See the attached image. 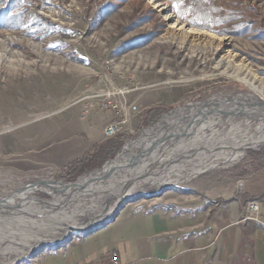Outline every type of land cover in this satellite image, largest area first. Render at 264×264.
Listing matches in <instances>:
<instances>
[{
  "label": "rangeland",
  "instance_id": "rangeland-1",
  "mask_svg": "<svg viewBox=\"0 0 264 264\" xmlns=\"http://www.w3.org/2000/svg\"><path fill=\"white\" fill-rule=\"evenodd\" d=\"M176 19L179 26H172ZM241 97L250 99H234ZM207 100L215 101V109L230 113L216 114L219 122L215 126L202 122L196 125L204 116L198 112L202 107L199 105ZM115 104L118 107L114 108ZM157 107L159 114L146 122L145 112ZM119 108H124L128 116L122 130L128 134L123 146L101 167L66 176V165L75 159L69 161L72 156L60 154L72 145H85V127L92 111L97 120L100 113L115 114ZM192 108L190 113L194 116L181 122L186 123L185 129H191L187 133L190 135L201 133L200 124L205 127L206 133L198 138L206 144L212 137L231 144L261 134L264 0H0V201L6 207L4 211L0 209L6 212L3 215L26 212L24 207L29 204L35 211L26 214L37 216L41 215L39 210H49L44 214L53 216L54 210L62 209L58 207L64 201H76L72 197L80 184L112 164L166 115L174 110H180V115L189 114ZM210 118L214 117L203 122ZM175 130L172 128L170 133ZM212 133L215 134L210 137ZM179 139L167 151L173 150ZM244 151L234 164L202 171L188 180H172L161 186L147 183L132 197L120 201L110 217L90 229H70L62 240L55 241L66 232L43 242L46 244L33 245L29 253L13 261L1 255L11 250L12 242L5 240L8 235L19 230L24 236H19L22 243L30 239L27 236L33 235L37 227L59 229L68 219L60 217L55 222L49 217L52 225L49 220L37 218L35 222L26 219L20 224H16L17 219L15 224L2 220L0 264H36L38 257L56 253L105 227L124 209L150 205L178 211L182 200L204 201L217 180L264 168V144ZM161 152L156 147L151 156ZM168 163L165 164L170 169L175 168L176 163ZM73 209L75 205L68 211ZM78 215L80 219L70 213L69 220H81L82 215ZM116 234V230H100L84 244L98 251L118 250L120 243L113 238ZM82 250V246H73L66 253L45 257L42 264H77ZM71 254L75 256L73 260L69 258Z\"/></svg>",
  "mask_w": 264,
  "mask_h": 264
},
{
  "label": "crops",
  "instance_id": "crops-1",
  "mask_svg": "<svg viewBox=\"0 0 264 264\" xmlns=\"http://www.w3.org/2000/svg\"><path fill=\"white\" fill-rule=\"evenodd\" d=\"M114 117L116 112L104 111L95 120L92 111L85 127V145H72L60 156H72L69 161L74 160L104 141V128ZM238 180H243L241 189ZM216 182L204 201L182 200L178 211L150 205L124 209L94 233L117 231L113 238L116 243L119 241L120 249L112 250L118 252L122 264H231L239 255L245 236L253 243L255 264H264V227L246 218L249 202L256 200L263 205L256 216L264 220V168ZM94 233L74 240L56 253L38 257L36 264H42L45 257L66 253L73 246L83 249L77 264H107L110 248L98 251L84 244ZM74 257L71 254L69 258Z\"/></svg>",
  "mask_w": 264,
  "mask_h": 264
},
{
  "label": "bare ground",
  "instance_id": "bare-ground-1",
  "mask_svg": "<svg viewBox=\"0 0 264 264\" xmlns=\"http://www.w3.org/2000/svg\"><path fill=\"white\" fill-rule=\"evenodd\" d=\"M171 16L172 15L169 14L167 15V17L170 18ZM172 26H179L177 19L174 21ZM5 83H9V81L6 80ZM234 99L235 101H243L246 99L249 100L250 98L241 97ZM226 100L227 99H224L223 101ZM199 106L202 107L201 109H198L199 111H197L201 114H204V116H201V118L196 121V125L202 122L208 123V125L215 126L219 122L218 120H216L217 117L215 118L216 114L230 113L221 109H215V101L211 100H207L205 103L200 104ZM204 108L205 110H203ZM193 109L194 108L189 111V114L182 113V115H180V113H178L180 110H174L171 114L166 115V118L163 121L159 122L158 125L146 132L141 140L135 142L128 150L124 152L123 155L116 158L112 164L107 165L91 180L80 184V186L76 189L78 193L75 192L74 196L72 197L73 199H76V201H64L58 207L62 208L61 210H54L55 212H49L50 214L54 212L53 216H50L48 212L47 214H44L49 210H39L38 212L41 213V215L37 216L28 215L26 213H28L29 211H35V209H32L33 207H30L28 205L24 207V210L26 212H12L9 213L10 215L7 213L6 216L3 215L6 212H2L3 208L6 207L1 206L3 201H0V209H2L0 210V221L3 220L6 223L12 222V224H15L16 219L18 220L16 224H20L21 222H23V220L26 219L35 222V218L42 221L44 219L49 220V217H51L55 220V222H58V218L60 217H66L68 219L67 221H65V224L61 226L62 228L59 229L45 230V228L43 227L44 230H42L37 227V230L35 231V233H33V235L27 236V238L30 239H26L25 241H22V243L19 242V239L24 238L23 234H19V232H17L19 230L14 231L17 234L8 235L5 238V240L9 239L12 242L11 250L3 252L1 253V255H3L5 259L13 261L21 257L22 255L29 253V250L33 247V245H37V243L46 244L47 242H43L49 241L53 237L66 232L62 238H57V240L55 241L57 242L59 240H62L63 238L67 237L68 234H70V229L79 228L82 230H88L95 224L110 217L120 201H123L128 196L132 197L135 194L134 191L139 190L141 186L147 183L150 185L156 184L158 186H161L164 184H170L172 180H188L202 171L217 167L221 168L223 166L234 164L244 156V150L246 148L264 144V124L262 125L263 127L260 128V130L263 129V131L259 135H255L247 139H241L239 137L240 140H234L233 142H231V144H229L228 141H225L223 139H219L221 141H218L217 138L212 137L215 134L212 133L210 137H212V140L214 141L208 139L206 144L203 142L204 140H200V137L198 138V136H200L201 134L206 133L205 127L201 126L200 124L199 130H201V133L197 136L196 134L190 135L187 133L191 129H185L184 126L186 123L181 122L183 118H186L187 116H194L192 115V113H190ZM261 111L264 114V110ZM250 112L251 110L249 111V113ZM209 116L214 118H210L207 121L203 122ZM222 118L225 117H220V119ZM174 127L176 128V130L173 133H170V130ZM217 136L218 135H216V137ZM192 137L194 139H198L194 141ZM177 138H180L179 140H177L178 145H176V147L170 152L167 151L169 145L175 142L174 140H176ZM190 140L192 141L189 142ZM209 141L213 143H210ZM153 146L161 148L162 152L157 154L156 156H151L150 149ZM166 162H169L168 164L176 163L174 165L175 168L170 169L168 165L165 164ZM149 170L151 171L149 172ZM183 170L186 171L185 176L182 175V172H184ZM103 201H106V207H104L105 205L102 204ZM66 205H69L70 209L64 208ZM74 205L75 209H73L72 211H68L71 210V207ZM86 211L90 212V214H85ZM70 213L77 216L79 219L80 216L78 214H81V220H69ZM16 215H19V217H16ZM52 224L53 221H50V225ZM19 236L21 238H19ZM42 244H40L39 246H41Z\"/></svg>",
  "mask_w": 264,
  "mask_h": 264
},
{
  "label": "trees",
  "instance_id": "trees-1",
  "mask_svg": "<svg viewBox=\"0 0 264 264\" xmlns=\"http://www.w3.org/2000/svg\"><path fill=\"white\" fill-rule=\"evenodd\" d=\"M16 13L14 15H16ZM157 110H159V107L151 108L145 112L146 122L159 114ZM127 138L128 134L122 131L114 137L106 138L104 141L94 144L88 151L66 165V176L70 177L72 174L77 175L92 170L103 159L110 156L98 165V167H101L106 160L113 157L111 155L119 151ZM129 142L125 145V147L129 144ZM30 205H34V203H30ZM231 264H255L253 243L248 237L245 236L243 239V245L239 255Z\"/></svg>",
  "mask_w": 264,
  "mask_h": 264
},
{
  "label": "built area",
  "instance_id": "built-area-1",
  "mask_svg": "<svg viewBox=\"0 0 264 264\" xmlns=\"http://www.w3.org/2000/svg\"><path fill=\"white\" fill-rule=\"evenodd\" d=\"M102 107L107 108V105L106 106L103 105ZM113 107L116 108L118 107V105L115 104ZM127 120H128V116L125 112V109L119 108L116 111V117L112 119L104 128L105 138H111L121 133L124 128L123 125L127 122ZM242 185H243V180H238V187L240 189L242 188ZM262 206L263 205L260 201L253 200L249 202L248 207H247L248 214L246 218L255 220L259 222L260 224H262V226L264 227V220H259L256 216V214H258L261 211ZM107 264H122L120 260V256L117 251L110 252L109 260Z\"/></svg>",
  "mask_w": 264,
  "mask_h": 264
},
{
  "label": "water",
  "instance_id": "water-1",
  "mask_svg": "<svg viewBox=\"0 0 264 264\" xmlns=\"http://www.w3.org/2000/svg\"><path fill=\"white\" fill-rule=\"evenodd\" d=\"M235 103H236V102H235ZM235 103H233V105H234ZM235 105H237V104H235ZM238 106L242 107L243 105L238 103ZM152 149H153V150L156 149V146H153L150 150H152ZM98 165H99V164H98ZM98 165H97V166H98ZM92 173H93V172H91V173H89V174H92ZM61 183L64 184V182H61ZM66 184H67V183H66Z\"/></svg>",
  "mask_w": 264,
  "mask_h": 264
}]
</instances>
